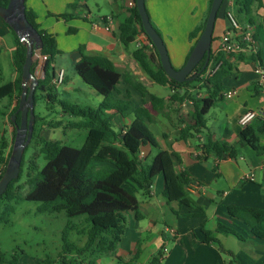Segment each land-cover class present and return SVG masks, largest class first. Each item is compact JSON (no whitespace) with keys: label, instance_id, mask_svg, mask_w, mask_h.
Segmentation results:
<instances>
[{"label":"crops","instance_id":"0c3cea01","mask_svg":"<svg viewBox=\"0 0 264 264\" xmlns=\"http://www.w3.org/2000/svg\"><path fill=\"white\" fill-rule=\"evenodd\" d=\"M129 1L132 0H25L26 9L37 15L39 29L52 35L56 40L60 54L56 55L50 64L54 73L62 69L64 82L66 73L61 65L73 68L81 58L78 52L80 49L86 56H99L109 60L113 67L123 74L119 84L127 87L124 89L125 94L117 89L114 97L122 99L129 96L131 101L134 97L130 95L129 90H133L139 96L138 100L135 98V102L132 101L134 110L139 111L141 108L144 111L142 114L144 124L160 149L175 154L173 158L175 170L185 172L189 176L186 191L194 204L190 208L166 202L163 197L164 179L161 175L153 178L148 194L130 184V188L137 191L138 214L141 218L136 219L133 212L125 213L126 229L115 254L102 256L95 264H102L100 260L103 257H106L104 264H138L139 261L148 264L154 257L158 259L156 264H226L218 254L221 252L231 256L235 262L237 261L236 264H264V237L251 234L247 225L230 218L226 210L228 206H236L264 213V154L256 155L249 148L242 147L238 148L235 158L219 160L214 155H208L203 159L200 149L208 137L212 141L235 145L243 129L239 126L238 120L247 111H257L261 114L249 126H257L259 121H264L262 90L264 74L260 83L255 73L257 64L260 63L264 68V42L263 46L260 41L258 42L261 32L264 38L262 24L264 0L258 4L259 8L253 6L251 23L245 22V18L238 15L236 6L238 0H225L223 3L214 24L213 53L219 46L220 38L229 29L225 14L230 11L243 30L251 34L256 54L245 52L238 57H226L233 67V74L224 81V91L235 90L236 94L232 98H225L220 94L216 100L211 101L205 117L206 132L186 140H179L178 132L191 121L194 113L193 101L184 99L181 103L170 102L169 98L174 89L169 85L160 86L169 90L165 97L151 94L147 86L156 84L142 71L133 55L135 51L142 49L146 55L155 58L153 45L142 33H138L128 46H124L117 37L120 24L128 16ZM209 1L145 0L150 23L160 34L175 70H180L185 65L192 46L189 34L202 21ZM62 15L69 16V19L59 18ZM103 19L107 22L110 20L109 30L104 27ZM255 22L258 24V32L254 26ZM0 48V57L2 55L0 80L2 85H5L17 80L18 75L12 63L14 39L2 19ZM39 54L40 51L34 53L32 64L37 68L36 70L34 68L33 73L41 81L44 78L41 68L44 63L39 60ZM4 70H9L8 81ZM48 74L51 75L52 71H48ZM241 76L243 79L238 81ZM133 84L144 88V96L133 87ZM187 92L194 99H208V95L199 90L197 84L187 88ZM96 97L99 105L102 98L98 95ZM151 97L160 101H155V105H152ZM14 106L15 99L9 107L6 103L2 109L7 108L8 114ZM217 110L222 114L221 118L217 117L215 113ZM6 116L0 119V139L3 138L10 144L12 126ZM109 117L111 126H116L118 132L134 120L133 113L125 119L114 113H110ZM41 129L44 130V125ZM38 134L43 138L40 132ZM259 139L260 146H264V136L261 135ZM141 153L142 160H145L151 153L150 148L142 149ZM250 176L251 181L246 179ZM219 225L238 234L240 231L246 234L249 245H246L247 241H242L246 245L243 252L233 255L226 247L229 238L233 236L217 233ZM255 227L257 232L264 233V215ZM204 231L210 232L214 241L204 243ZM126 237H129L127 244L122 246ZM169 242L172 245L167 249Z\"/></svg>","mask_w":264,"mask_h":264},{"label":"trees","instance_id":"16d2710c","mask_svg":"<svg viewBox=\"0 0 264 264\" xmlns=\"http://www.w3.org/2000/svg\"><path fill=\"white\" fill-rule=\"evenodd\" d=\"M132 1L135 4V0ZM8 2L9 0H0V6L6 7ZM211 2L212 0L208 2L202 21L189 34L188 38L192 42V46L187 58L204 28ZM260 3L261 0H238L236 2L238 15H242L248 23H251L252 8L253 6L259 8L258 4ZM222 5L218 13L222 9ZM24 14L27 22L40 36L42 43L40 55L46 57L43 66L44 78L38 82L35 88L34 103L36 102L35 95L38 93L45 98L47 103L57 105L62 114L81 118V121L71 123L70 127L86 131L85 141L79 149L62 145L58 141L45 140L39 137L36 126L40 119L34 115L29 144L38 147V154L42 156L45 163L33 179L30 178V175L38 169L35 161L36 157L25 164V166L27 165L26 181L31 184V187L23 196V199L28 202L40 203L39 211L42 213L61 212L68 218L84 217L85 227L80 235L86 237L84 245L81 248H76L66 242L65 239L68 233L65 230L62 237V251L58 258L56 260L45 258L37 264H71V257L75 255L74 253L86 255L94 264L95 260L102 256L115 254L126 229L125 213L133 212L136 219L141 218L138 214L137 191L131 189L130 184H134L138 187V190L148 194L153 178L161 175L164 179L163 197L166 202L177 203L180 207L190 208L194 204L186 191L189 176L185 172L175 170L173 160L175 154L160 149L144 124L142 118L144 111L141 108L138 109L139 111H135L129 96H124L122 99L114 97V94L117 93L116 87L123 79V74L118 72L106 58L86 56L80 49L78 52L81 58L73 67L75 74L81 81L102 98L101 103L96 108H81L78 105L57 100V95L53 93L51 85L54 71L53 67L50 66L54 57L60 54L56 40L52 35L39 29L35 12L27 10L25 7ZM59 18L67 20L69 16L62 15ZM102 22L103 24L106 23L104 19ZM262 24L264 27V14ZM4 26L14 39L15 49L12 53V63L18 78L14 82L0 86V101L7 99L9 107L15 99V106L8 114H6L7 108L3 110L2 106L0 107V119L7 115V120L12 126L10 144L5 142L3 138L0 139V178L5 171L11 154L15 126L20 123L18 103L22 91L21 71L26 57V45L18 39L10 26L6 23H4ZM153 28L155 29L154 26ZM155 30L158 33L157 29ZM138 33L145 35L136 6H134L128 11V16L120 24L117 37L124 46H128L134 41ZM214 41L212 38L208 64L213 59L212 67L220 65L216 72L205 80L201 78L206 71V68L202 69L204 59L189 75V78H193L192 80L178 83L165 75L154 47L155 58L146 55L142 49L134 52L135 61L156 85H169L174 89V93L169 98L170 102L181 103L184 99L193 101L194 113L189 125L181 128L178 132L179 140H186L206 132L205 117L210 109L211 101L216 100L224 91V81L233 74V67L226 60L224 54L219 53L213 58L212 44ZM49 70L52 71L51 75L48 74ZM33 71L34 66L32 65L30 72L33 73ZM193 84H197L198 89L203 90L208 95V99L198 100L189 95L187 88ZM133 87L144 96V88L138 84H133ZM262 88L264 89V86ZM155 101L160 100L151 97L152 105H155ZM110 113L117 114L123 119L133 113L134 120L130 125L124 126L120 132L116 133L110 124ZM13 115L16 117L15 122L11 120ZM52 127L55 126L52 125ZM261 135L264 136V121H259L257 126L248 125L243 128L235 145L212 141L208 137L200 148L202 158L205 159L208 155H214L219 160L235 158L238 148L242 147L249 148L256 155H262L264 154V146H260L259 137ZM144 148L156 150L150 164L146 167L142 166L144 160L138 157ZM24 153L18 178L9 183L5 193L0 197V206L4 204L0 212V225L9 224L10 216L14 213L11 202L15 200V190L17 191L21 187V185L15 186V184L21 178ZM226 210L230 218L247 225L251 234L264 237V233L257 232L255 227L264 215L263 212L236 206H228ZM217 233L231 235L238 241H243L241 235L222 225L218 226ZM203 236L204 243L214 241L210 232L204 231ZM2 257V253H0V264H6ZM157 262V257H154L148 264H156ZM15 263L16 260L13 258V261L7 264Z\"/></svg>","mask_w":264,"mask_h":264},{"label":"rangeland","instance_id":"374dc122","mask_svg":"<svg viewBox=\"0 0 264 264\" xmlns=\"http://www.w3.org/2000/svg\"><path fill=\"white\" fill-rule=\"evenodd\" d=\"M245 22H247V20ZM254 26L258 32V24L256 22ZM259 41L261 46H263L264 38H262V32L259 34L258 42ZM3 62L5 63V61ZM64 66L65 65H61L66 73L65 81L61 85L52 86L53 93L57 95V100L75 104L81 108H96L98 105L96 102L97 94L81 81L71 66ZM34 68L35 70L37 69L36 66H34ZM0 69L2 73V55L0 57ZM4 75L8 81L10 79L8 77L9 70H4ZM242 79L243 76L238 78V81ZM0 85H2V80H0ZM116 88L123 94H125L124 89H127V87L123 86V84H119ZM147 88L151 94L156 96L165 97L169 94V90L167 88L160 87L158 85L147 86ZM129 92L130 95H133L134 97L131 102H135V98L138 100L139 96L133 90H129ZM35 98L36 102L34 103L33 112L34 115L40 119L38 120L36 130L41 133L42 137L45 140L58 141L62 145L72 148H81L86 138V131L84 129H73L70 127V124L77 123L82 119L62 114L57 105L47 103L45 98L41 97L38 93H36ZM6 103L7 99L0 101V107ZM215 113L218 118L222 117V114L218 110ZM43 125L44 130L41 129ZM52 125L55 127H52ZM112 128L116 132L119 131L116 126H112ZM150 151L151 153L142 163V166L144 167L150 164L156 153V150L153 148L150 149ZM35 157L38 169L31 173V179L37 176L45 162L42 156L38 154V147L36 148L33 144H29L26 152L24 153V164L21 178L19 182L15 184V186L21 185V187L17 191L15 190V200L11 202L14 213L10 216L9 224L0 225V253H2V259L6 262V264L12 262L13 258L16 260L15 264H37L45 258L56 260L62 251V237L65 230L68 233L65 239L66 242L70 245H74L76 248H81L86 240L85 236L80 235L85 227L83 223L84 217L68 218L61 212L42 213L39 211L41 205L40 203L28 202L23 199V196L30 190L31 187V184L26 181L25 172H27V165L25 166V164ZM3 207L4 204L0 206V212ZM239 234L241 235L243 241H247L246 245H249L246 234L243 231H240ZM128 238L129 237H126L124 239L122 246L127 244ZM171 245L172 243L169 242L167 249H169ZM246 245L243 242L230 237L226 247L230 249L233 255H235L239 252H243ZM74 254L75 255L71 257V264H92L91 259L86 255L83 256L78 255L77 253ZM218 254H220L226 264H236L237 262H235L233 258L226 253L221 252ZM97 260H95V262ZM105 260L106 257H103L100 261L104 264ZM142 263V261L138 262V264Z\"/></svg>","mask_w":264,"mask_h":264},{"label":"water","instance_id":"95a60500","mask_svg":"<svg viewBox=\"0 0 264 264\" xmlns=\"http://www.w3.org/2000/svg\"><path fill=\"white\" fill-rule=\"evenodd\" d=\"M223 1L212 0L204 28L189 54L185 65L180 70H175L170 63L162 38L150 23L145 8V0H135V6L143 31L155 48L161 68L168 78L178 83L192 80L193 78H189V75L192 74L193 70L203 59L204 64L202 69L206 68L210 57L214 24ZM24 11L25 0H9L6 7L0 6V19L10 26L18 39L26 45V57L21 71L22 91L18 103L20 123L15 126V137L11 154L5 171L0 178V197L5 193L9 183L18 178L23 152L31 140L34 123V91L39 80L34 73L30 72V69L33 63L34 53L41 50L42 43L38 33L27 22ZM42 74L44 76L43 68ZM15 119L16 117L14 115L11 116L12 122H15Z\"/></svg>","mask_w":264,"mask_h":264},{"label":"built area","instance_id":"2783aa9c","mask_svg":"<svg viewBox=\"0 0 264 264\" xmlns=\"http://www.w3.org/2000/svg\"><path fill=\"white\" fill-rule=\"evenodd\" d=\"M135 6L133 1H129L127 3V8L130 10ZM225 17L227 21L229 22V29L222 35L219 41V46L213 53V58L219 54L222 53L224 54L225 57H238L241 54L245 52H250L251 54L255 55L256 54V46L254 43V40L251 36V34L247 31H244L242 26L238 23V21L235 19L234 15L232 12L227 11L225 14ZM110 20L108 22L106 21L104 27L106 30H109L110 27ZM39 60L44 63L46 60L45 56L38 55ZM213 59H211V62L207 64L206 66V71L205 73L201 76L202 80H205L209 77H211L216 70L218 69L219 65L215 67H212ZM39 67H41L39 65ZM43 68V66L41 67ZM255 73L258 76V82H262L263 79V74H264V68L263 66L259 63L256 66ZM64 80V71L62 69H58L56 73H54V76L51 80V85L52 86H58L63 83ZM263 93L264 89L262 88ZM236 94L235 90H226L221 93V95L225 98H232ZM261 114L257 111H247L238 120L239 126L241 128H245L248 125H250L254 120L259 118ZM139 159L143 158V154L140 153L138 155ZM246 179L252 180L251 176L247 177Z\"/></svg>","mask_w":264,"mask_h":264}]
</instances>
